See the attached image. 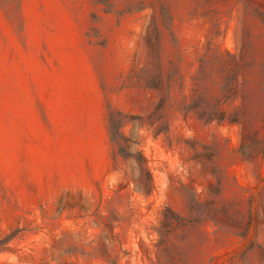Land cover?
<instances>
[{
    "label": "rangeland",
    "instance_id": "obj_1",
    "mask_svg": "<svg viewBox=\"0 0 264 264\" xmlns=\"http://www.w3.org/2000/svg\"><path fill=\"white\" fill-rule=\"evenodd\" d=\"M259 11L264 0H0V264H264V155L243 158L239 125L179 110L210 47L251 65L261 127ZM154 21L176 73L169 131L123 130L147 159L146 194L109 116L147 118L160 101L137 80ZM167 209L188 228L163 227Z\"/></svg>",
    "mask_w": 264,
    "mask_h": 264
},
{
    "label": "trees",
    "instance_id": "obj_2",
    "mask_svg": "<svg viewBox=\"0 0 264 264\" xmlns=\"http://www.w3.org/2000/svg\"><path fill=\"white\" fill-rule=\"evenodd\" d=\"M258 15L264 22V13L259 11ZM161 17L165 19L164 14ZM164 23L168 22L165 20ZM146 45L148 60L137 80L143 87L157 91L160 94V101L147 118L112 112L109 116V130L116 154L137 164L141 174L140 180H146L143 189L149 194L152 191L153 180L147 167V159L142 151L134 152V147L139 143L127 137L123 130L129 125L147 127L154 131L155 136L169 131L163 112L170 100L176 73L168 70L162 59L161 29L156 21L147 31ZM250 69L251 65L245 62L242 55L236 56L227 51L217 54L209 47L207 53L200 59L198 70L191 79L190 95L184 96L179 110L185 117L194 115L205 124L239 125L240 154L244 159L251 161L264 155V141L261 139L262 136L264 137V117L259 128L253 129L249 124L247 74ZM179 86L180 89H185L184 82L179 83ZM189 225L187 219L180 217L171 209L166 210L162 226L169 228L171 233L183 231Z\"/></svg>",
    "mask_w": 264,
    "mask_h": 264
}]
</instances>
